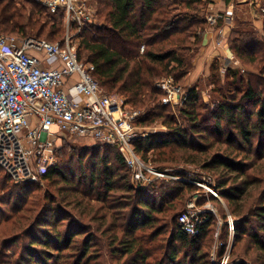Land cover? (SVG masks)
<instances>
[{"label":"trees","instance_id":"16d2710c","mask_svg":"<svg viewBox=\"0 0 264 264\" xmlns=\"http://www.w3.org/2000/svg\"><path fill=\"white\" fill-rule=\"evenodd\" d=\"M97 3L101 23L84 26L78 61L94 66L103 92L120 95L140 113L136 126L157 122L167 128L135 141V151L162 170L183 164L211 171L238 220L229 263L264 264V15L260 32L236 21L226 41L228 52L258 74L228 70L224 85L214 81L221 95L213 108L202 104L196 86L185 89L187 100L176 109L188 122L181 127L161 103L156 82L172 77L177 85L186 83L208 27L199 15L208 0ZM62 19L61 11L51 14L36 0H0V35L54 41ZM209 131L217 138L210 140ZM96 145L70 150L76 160L67 163L58 160L59 151L40 179L44 189L15 184L0 170V264L13 245L19 247L14 264H41L40 258L43 264H212L200 251L214 217L194 237L177 225L185 194L195 187L171 181L136 188L118 151Z\"/></svg>","mask_w":264,"mask_h":264},{"label":"built area","instance_id":"2783aa9c","mask_svg":"<svg viewBox=\"0 0 264 264\" xmlns=\"http://www.w3.org/2000/svg\"><path fill=\"white\" fill-rule=\"evenodd\" d=\"M37 1L51 14L61 11L63 22L73 25L76 34L66 36L62 44L0 35V170L15 184L37 182L54 165L58 135L113 147L123 158L136 188L175 181L203 190L204 205L200 207L197 201L201 196H195L185 202L177 217L180 232L198 236L201 226L210 217H217L211 199L219 201L221 196L210 176L176 168L162 170L135 151L134 142L148 137L135 125L140 113L120 97L102 92L92 76L94 66L78 61L73 45L74 37L95 17L91 0ZM254 1L251 5L257 14L264 15V0ZM229 17L231 13L204 15L208 27ZM156 88L163 93L161 103L170 108L177 109L187 100V92L172 77L158 80ZM53 129L58 133H52ZM217 223L222 225L220 220ZM236 223L227 215L224 227L230 237H234ZM214 264H230L228 251Z\"/></svg>","mask_w":264,"mask_h":264},{"label":"rangeland","instance_id":"374dc122","mask_svg":"<svg viewBox=\"0 0 264 264\" xmlns=\"http://www.w3.org/2000/svg\"><path fill=\"white\" fill-rule=\"evenodd\" d=\"M90 2H91V5H92V8H93V11H94L93 15H95V17H94V19L92 21V24H99V23H101V20L96 15L97 7H98L97 0H91ZM199 15L202 16L201 14H199ZM256 16H259V15L256 14ZM257 18L259 19V17H257ZM246 20L247 19L244 20L240 16L239 19H238V22H245ZM245 24H248V26H249L248 28L249 29L252 28L253 30H256V31H259V32L262 30V28H261L262 26H260L259 23H258L257 27H255L254 24L249 22V21H246ZM61 28H62V32H61L60 37H56L54 41L46 39L45 37H42V39H45L46 41H49V42L62 44V42L65 40L66 36H74L76 34L75 27L73 25L72 26L71 25L67 26V24H65L63 22V19H62V23H61ZM80 42H81V32L78 34V37L77 38L74 37V40H73V45L76 47V49L79 48ZM225 44H226V42H225ZM198 51H199V49L197 50V53H196V55H195V57H194V59L192 61L193 70H192L190 76L188 77V79H187L185 84H183V82H181V83L178 84V86H180L184 91H186L185 89H188L190 87L196 86V88H198V90H199V92L201 94V102H202V104L207 106L208 108H213L214 105L216 104L215 102L217 100H219V98H220L219 96L221 95L219 92H217V87L215 88L214 81L217 80L219 82V84H223L224 85V83H225L224 77H225V74L227 73L228 70H230V71L238 70L242 74H243V72L244 73H251V74H254V75L258 74L257 71H255L252 66H250L248 64H242L241 62H238L231 54H229V56H226V55L224 56L223 55L224 57L220 58L218 56L219 53L216 55V57L218 56L217 59H215L216 57L213 58V61H215V62H212L208 66L206 65L207 73L206 74H204V73L200 74V70L201 69H199L197 64L194 67V61H195V58H196V56L198 54ZM216 52H218V51H216ZM44 67L47 68L45 64H44ZM195 68H196V70H195ZM213 68H214V70L216 68V70L213 71ZM203 70H205V66L203 67ZM215 72H216V76H213V74ZM109 95H115V96H118L121 99H123L120 95L115 94V93L114 94L109 93ZM250 110L253 111V107H251ZM171 113H172L173 116H175V121L177 122L178 126H181V127L188 126V122L186 120H184L179 115V113L176 110V108H172L171 107ZM208 126L209 127L211 126V128H212L213 125H212V123H209ZM224 126L225 125H223V127ZM137 128H138V130H140V132H144V133H146L148 135V137L146 139H148L153 134L163 133V132H166V130H167L166 127L160 125L157 122L149 124V125H146V126H142V127L137 126ZM52 133L55 134V133H58V131L53 129ZM214 133L215 132L209 131L208 137L209 138L212 137L210 140L217 138ZM56 141H57L56 142V151L57 152L55 151V153H54V164H55V161H56V155H57V153L59 154V151H61V155L58 157V160L60 162L67 163L66 160H68L69 158H71L73 160H76V158L74 159L73 156L69 155L70 150L73 153H78V152H80L81 148H84V147L93 148L94 146H97L95 143H93L90 140H79V139H74V138H71V137H67L65 135L56 136ZM68 147H70L69 150L67 149ZM256 151H257V145L254 144L253 154ZM150 155L151 154H149L148 158H150V159L155 158L154 155H151V156ZM75 165H76V163H75V161H73V166H75ZM174 168L179 169L180 171L186 172V173H189V174L198 173V174H200L202 176H205V177H206V175H208V176H210L212 178V181L214 182V180H213L214 179V177H213L214 175H213V173L211 171H206V170H203L201 168H197L195 166L183 165V164H179V165L172 164L170 166H166V169H174ZM34 183H36L37 184L36 186H38L39 188H42V189H44L45 186H46L45 181L38 180L37 182H34ZM158 183H160V182H158ZM193 187H195V189L192 188L193 190L191 192H187V194H185V198L184 199L188 201L189 199H193L195 196H201V198L198 199V201H197V203L201 207L206 202V198H205L206 195L203 193V190L201 188H199L197 186H193ZM35 194H39V191H36L34 193V195ZM182 201H184V200H182ZM219 201H217V202L210 201V204L214 207V209L216 211L217 217H214V219H215L214 226L215 227L213 228V231L210 232L208 234V236H206V238H204V242L202 244L201 251H200L201 254L205 253V256H206L205 260L208 262V258H209V260L211 261L212 264L217 263L216 261H217V259L219 257L218 253H219V251H221V248L218 246L220 243H225L224 252L228 251L230 260L232 258L231 255H230V251H231L232 246L234 244L233 234L230 237L229 233H225L224 223L226 221L227 215H230L229 211H228L227 202L222 197H220ZM68 210L72 214H75L70 208H68ZM218 220H220L222 225L217 226ZM236 221L238 223V220H236ZM217 232H218V235H217ZM226 232H227V229H226ZM227 248H229V250ZM16 251H19V247L17 245L10 246L9 247V253L4 258V261H3L2 264H14V262H15L14 260H16V258L18 256V253H16ZM224 252H223V255H224ZM40 260H41V264H43L44 262L42 261L41 258H40ZM48 264H50V263H48Z\"/></svg>","mask_w":264,"mask_h":264},{"label":"crops","instance_id":"0c3cea01","mask_svg":"<svg viewBox=\"0 0 264 264\" xmlns=\"http://www.w3.org/2000/svg\"><path fill=\"white\" fill-rule=\"evenodd\" d=\"M251 3L255 4V1L208 0L206 9L203 11V13H201V15H206L208 13H217L221 15L223 13H231V17L219 21L218 25L215 27H207V29L204 31L202 36V45L199 48L198 54L194 61V67L197 64L199 69H201L200 74L207 73L206 65L208 66L212 62H215L213 61V58L216 57L218 53L220 58L224 57L225 55L229 56L230 53L226 48L225 42L227 41L228 35L235 22L238 21L240 16L244 20L247 19L246 21L253 23L255 27H257L258 23L260 26H262L261 15L256 16L258 11H256V8L252 6ZM257 17H259V19ZM219 40H222L220 44H218ZM218 56L215 59H217ZM204 66L205 70H203Z\"/></svg>","mask_w":264,"mask_h":264}]
</instances>
